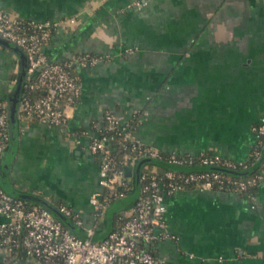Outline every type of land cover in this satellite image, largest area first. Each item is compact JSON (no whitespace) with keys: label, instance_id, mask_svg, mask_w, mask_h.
<instances>
[{"label":"crops","instance_id":"obj_1","mask_svg":"<svg viewBox=\"0 0 264 264\" xmlns=\"http://www.w3.org/2000/svg\"><path fill=\"white\" fill-rule=\"evenodd\" d=\"M133 1L0 0V11L53 23L43 49L52 61L71 62L82 86L76 102L65 106L64 125L18 111L10 128L16 149L5 171L9 150L0 160V183L8 192L56 209L68 205L90 220V196L101 189L90 141L108 110L121 122L138 117L135 135L163 151L249 157L252 126L264 114V0H138L141 6H129ZM80 53L101 59L85 67ZM19 72V53L0 43V98L14 89ZM115 202L94 238L112 230L115 213L133 200ZM166 202L176 237L152 244L157 264H264V179L254 199L191 187ZM0 264L37 262L0 249Z\"/></svg>","mask_w":264,"mask_h":264},{"label":"built area","instance_id":"obj_2","mask_svg":"<svg viewBox=\"0 0 264 264\" xmlns=\"http://www.w3.org/2000/svg\"><path fill=\"white\" fill-rule=\"evenodd\" d=\"M142 4L137 0L129 6ZM53 28L50 21L26 19L0 11V36L20 45L27 53L25 86L28 91L21 94L20 114L64 125L67 121L65 106L76 102L82 86L71 62L52 61L44 51L43 46L50 39ZM100 59L91 53L77 55V61L85 67ZM131 121L121 122L115 112L108 110L104 126L91 138L90 149L99 156L101 189L90 196V220L85 221L81 212L68 205L57 207L84 229V236L66 226L48 207L16 196L0 183V214L3 216L0 249L10 254L21 251L37 264H157L159 257L153 252L152 244L176 237L168 227L167 197L193 187L235 191L255 198L251 188L264 179V114L252 126L255 141L249 157L244 160L233 159L218 151H163L136 136V124L131 127ZM81 133L88 131L82 129ZM9 139L8 104L0 99V160ZM118 152H123L122 158ZM145 157L160 159L179 168L143 164L136 199L131 206L119 211L114 219L115 226L107 235L95 239L110 204L136 188L135 175H126L125 166L135 167ZM257 163L259 171L255 174L237 176L233 173L248 170Z\"/></svg>","mask_w":264,"mask_h":264},{"label":"water","instance_id":"obj_3","mask_svg":"<svg viewBox=\"0 0 264 264\" xmlns=\"http://www.w3.org/2000/svg\"><path fill=\"white\" fill-rule=\"evenodd\" d=\"M0 43L5 45V46L12 48L15 51H17L19 53V57H20V72L18 75L17 83H16V85L12 91L2 95V97L0 98V99L7 101L8 109H9V115H10V128L11 127L14 128V126L17 122V114L19 111L21 94H22V90L25 86V77L27 75V68H28L27 53L25 52V50L20 45L10 41L9 39H7L5 37L0 36ZM16 139H17L16 135L10 136L9 143L6 147V150H9V151H8V155L6 156V159L3 162L2 171L6 170L8 164H9V161L13 157V152L16 149ZM263 156H264V150H263ZM145 163H156V164L164 166V167L179 168V167L171 165V164H169L163 160L150 158V157H145V158L140 159L137 162L135 167H133L132 165H126L125 166V174L128 176L135 175L136 188H135V190H133L131 192V195L128 196L127 198H121L119 200H116L115 205H120L125 201L128 202L131 200H133V202H134V200L136 199V197L139 193V175H140L141 167ZM257 165H258V163L256 164V166ZM37 200L40 202L42 201L41 198H37ZM40 202H37V203H40ZM45 206L48 207V205H45ZM49 208L54 210V212L59 217L64 218V219L66 218L65 215H63L58 209L52 208L51 206H49Z\"/></svg>","mask_w":264,"mask_h":264},{"label":"trees","instance_id":"obj_4","mask_svg":"<svg viewBox=\"0 0 264 264\" xmlns=\"http://www.w3.org/2000/svg\"><path fill=\"white\" fill-rule=\"evenodd\" d=\"M28 91V87L27 86H24V88H23V90H22V92H27ZM32 95H35L34 93H32ZM137 122H138V117H135L132 121H131V127H134V125L135 124H137ZM10 135H11V132H10ZM263 149H264V146H263ZM165 154H167V153H165ZM118 156L120 157V158H122L123 157V152H118ZM251 161H254V158H249ZM161 167V166H160ZM161 170H162V167L160 168ZM259 171V168H258V165L256 166V165H253L250 169H248V170H244V171H239V170H235L233 173L235 174V175H237V176H247V175H249V174H255V173H257ZM255 188H256V186H254V187H252L251 189L253 190V191H255ZM130 194V193H129ZM123 198V197H122ZM119 199H121V198H119ZM119 199H117V200H119ZM30 201H32V200H30ZM116 201V200H115ZM32 202H35V201H32ZM114 202V201H113ZM35 203H37V202H35ZM45 206V205H44ZM47 207V206H46ZM49 208V207H48ZM50 209V208H49ZM119 211H120V209L115 213V216H114V219H116L117 218V216H118V214H119ZM55 213V212H54ZM56 214V213H55ZM57 215V214H56ZM61 218V217H60ZM62 219V218H61ZM63 220V219H62ZM63 222H64V224L66 225V226H68L67 225V223H66V221L65 220H63ZM104 225V220L103 221H101V223H100V227H102ZM114 226H115V221H114Z\"/></svg>","mask_w":264,"mask_h":264},{"label":"rangeland","instance_id":"obj_5","mask_svg":"<svg viewBox=\"0 0 264 264\" xmlns=\"http://www.w3.org/2000/svg\"><path fill=\"white\" fill-rule=\"evenodd\" d=\"M95 239H96V237H95Z\"/></svg>","mask_w":264,"mask_h":264}]
</instances>
